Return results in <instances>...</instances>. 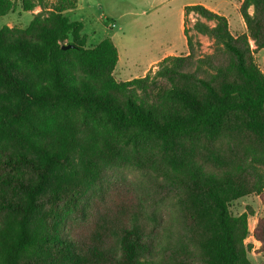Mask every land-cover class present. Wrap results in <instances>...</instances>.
Segmentation results:
<instances>
[{
  "label": "trees",
  "instance_id": "trees-1",
  "mask_svg": "<svg viewBox=\"0 0 264 264\" xmlns=\"http://www.w3.org/2000/svg\"><path fill=\"white\" fill-rule=\"evenodd\" d=\"M48 1L20 0L23 12L41 11L24 30L0 29V264H251L252 212L233 216L229 205L259 198L252 235L264 250V74L254 59L264 0H242L240 34L185 7L212 53L198 55L185 20L187 54L128 81L114 77V44L86 48L82 24L64 15L77 0ZM14 9L0 0V18ZM126 164L153 172L146 213L107 209L85 233L71 230L88 195Z\"/></svg>",
  "mask_w": 264,
  "mask_h": 264
},
{
  "label": "rangeland",
  "instance_id": "rangeland-1",
  "mask_svg": "<svg viewBox=\"0 0 264 264\" xmlns=\"http://www.w3.org/2000/svg\"><path fill=\"white\" fill-rule=\"evenodd\" d=\"M12 1L15 3V9L0 18V29L24 30L33 15L41 10L36 8L33 12H23L20 0ZM52 2L53 0H49L48 5ZM197 2L199 0H81L82 8L67 18L70 22H84L83 32L89 35L92 42L87 43L85 40L86 48H92L102 40H110L114 44L119 58L114 77L117 81H126L142 76L148 64L163 54L167 56L187 54L186 41L180 29L182 10L184 5ZM236 6L231 5V8L227 6L226 18L232 34L245 32L244 23L236 11ZM195 19V15L189 14L186 17V27L189 34L200 42L198 55L210 54L214 48L213 41L195 34L190 29ZM112 24L114 28L110 27ZM208 24L212 26V23ZM250 46L253 47L252 42ZM254 59L264 74V49L256 52ZM155 70L156 68L151 69ZM115 72H120L119 77ZM151 173L132 164H126L115 171L111 170L100 194L88 195L89 202L84 220L80 218L73 220L68 227L76 233H85L99 213L107 209L112 212L141 209L145 212L141 200L145 199L150 207L151 189L147 183V175ZM166 211L168 212L167 207H164L160 213L162 229L169 224ZM229 211L233 216L252 212V216L247 220L249 236L244 241L246 257L251 264H264V250L252 235L257 219L263 215L261 201L255 195H250L232 202Z\"/></svg>",
  "mask_w": 264,
  "mask_h": 264
},
{
  "label": "crops",
  "instance_id": "crops-1",
  "mask_svg": "<svg viewBox=\"0 0 264 264\" xmlns=\"http://www.w3.org/2000/svg\"><path fill=\"white\" fill-rule=\"evenodd\" d=\"M242 2V0H199V2H197L196 4L195 3H191V4H187V5H184L183 6V10H182V21H181V23H180V29H181V32H182V34H183V29H184V21L186 20V17L188 16H186L185 17V7H188V6H193V5H201V6H203L204 8H206L207 10H209V11H211V12H213V13H215V14H218V15H220V16H223V17H227L226 16V13L228 12V9H227V6H230V8H231V5H237L236 6V11H237V13L239 14V12H238V9H239V5H240V3ZM80 3H81V0H77V5H76V7H75V9H73V10H69V11H67V12H65L64 13V15L67 17L68 15H75L76 14V12L79 10V9H81L82 8V6L80 5ZM81 6V7H80ZM190 14H192V13H190ZM194 15V14H193ZM197 18V17H196ZM227 19V18H226ZM196 20V19H195ZM74 22H77V21H74ZM78 22H80L81 24H82V26H83V29H82V34L86 37V41H87V43H92V42H90V40H89V35L88 34H86V33H84L83 32V30H84V22H81V21H78ZM111 27V26H110ZM112 28V27H111ZM89 41V42H88ZM101 42V41H100ZM98 44V43H97ZM165 57H167V54H163V56H160V57H158V58H155V60H153V61H151L149 64H148V66H147V68L145 69V71L143 72V74H142V76H140V77H143L148 71H151V69H153V68H156L155 66L157 65V63L158 62H160L163 58H165ZM118 60H119V58H118ZM123 68L121 67L120 68V70H122ZM117 75H118V77H119V75H120V72H115ZM118 80H120V78H117ZM131 80V79H130ZM121 81V80H120ZM126 81H128V80H126Z\"/></svg>",
  "mask_w": 264,
  "mask_h": 264
},
{
  "label": "water",
  "instance_id": "water-1",
  "mask_svg": "<svg viewBox=\"0 0 264 264\" xmlns=\"http://www.w3.org/2000/svg\"><path fill=\"white\" fill-rule=\"evenodd\" d=\"M62 49H67V48H69V46H63V47H61Z\"/></svg>",
  "mask_w": 264,
  "mask_h": 264
},
{
  "label": "built area",
  "instance_id": "built-area-1",
  "mask_svg": "<svg viewBox=\"0 0 264 264\" xmlns=\"http://www.w3.org/2000/svg\"><path fill=\"white\" fill-rule=\"evenodd\" d=\"M111 27L114 28V24H112Z\"/></svg>",
  "mask_w": 264,
  "mask_h": 264
}]
</instances>
